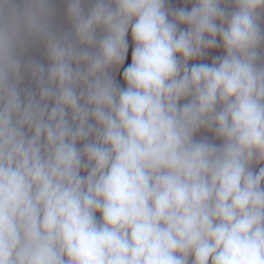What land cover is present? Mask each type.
I'll use <instances>...</instances> for the list:
<instances>
[{"label": "clouds", "instance_id": "clouds-1", "mask_svg": "<svg viewBox=\"0 0 264 264\" xmlns=\"http://www.w3.org/2000/svg\"><path fill=\"white\" fill-rule=\"evenodd\" d=\"M0 264H264V0H0Z\"/></svg>", "mask_w": 264, "mask_h": 264}, {"label": "crops", "instance_id": "crops-1", "mask_svg": "<svg viewBox=\"0 0 264 264\" xmlns=\"http://www.w3.org/2000/svg\"><path fill=\"white\" fill-rule=\"evenodd\" d=\"M128 62H130V53H129V61Z\"/></svg>", "mask_w": 264, "mask_h": 264}]
</instances>
